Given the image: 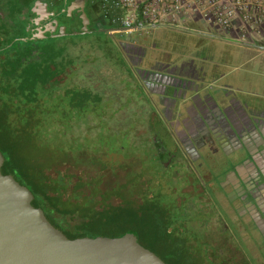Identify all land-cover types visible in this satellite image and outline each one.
<instances>
[{
	"label": "trees",
	"instance_id": "16d2710c",
	"mask_svg": "<svg viewBox=\"0 0 264 264\" xmlns=\"http://www.w3.org/2000/svg\"><path fill=\"white\" fill-rule=\"evenodd\" d=\"M75 1L0 0L2 172L26 185L33 205L70 238L156 223L153 250L166 264H219L216 248L207 250L209 207L200 201L203 196L189 197L183 185L174 194L170 182L181 174L158 168L174 164L161 132L154 130L160 122L151 123L152 106H91L108 97L91 92L92 86L62 84L77 56L54 43L61 37L33 38L43 30L80 31L81 15L87 14L80 7L68 11ZM87 1L96 13L89 28L108 29L97 6ZM109 54L114 58L115 51ZM138 115L158 139L144 141L137 134L128 121Z\"/></svg>",
	"mask_w": 264,
	"mask_h": 264
},
{
	"label": "crops",
	"instance_id": "0c3cea01",
	"mask_svg": "<svg viewBox=\"0 0 264 264\" xmlns=\"http://www.w3.org/2000/svg\"><path fill=\"white\" fill-rule=\"evenodd\" d=\"M160 27L171 33L169 42L154 41L151 48L158 53L152 56L158 60V54L168 55L174 72L148 78L157 90L154 94L161 96L159 104L222 106L227 121L233 106L235 171L264 168V33L243 38L238 26L221 29L198 20L146 29L165 30ZM187 68L193 69L191 75L185 74ZM223 145L228 149L230 143Z\"/></svg>",
	"mask_w": 264,
	"mask_h": 264
},
{
	"label": "flooded vegetation",
	"instance_id": "af4514ba",
	"mask_svg": "<svg viewBox=\"0 0 264 264\" xmlns=\"http://www.w3.org/2000/svg\"><path fill=\"white\" fill-rule=\"evenodd\" d=\"M85 1L84 11L89 18L88 27H90L95 21L96 13L88 1ZM75 12L80 15L78 9ZM119 44L123 55L133 68L139 70L140 74H143L142 70H145L148 78H154V75L158 78L160 74L174 72V65L170 62L168 55L158 54L156 56L158 60H156L152 55L147 57L146 51L136 42L120 41ZM185 72L191 75L193 69L187 68ZM149 88L157 92L154 85L151 84ZM159 97L161 98L160 94L157 95V98ZM160 107L167 122L172 126L171 131L167 129L168 127L166 128V135L172 140V145L166 146L169 150L168 158H173L172 164L181 161V166L190 172L193 167H200L199 169L204 173L203 178L206 181L211 179L207 182L211 184L210 195L199 179L195 185H191L193 189H196L197 184H200L201 193L196 195H202V199L207 201L204 204L209 207L206 211L214 213L212 221L207 220L204 230L209 244L207 250L216 248L210 243V239L218 237L232 245L229 258L223 255V250L221 251L219 264H264V259H260L255 252L259 251L261 244L264 243V168L256 169L254 166H249L241 172L235 171L233 120L231 119L233 106H229L228 121L224 117L222 106L168 105ZM225 142L230 143L228 149H225L223 145ZM220 170L218 175L220 177L215 181L218 176L216 177L214 173ZM217 196L225 202L222 211L221 206H215L210 201ZM244 240H247L246 244L249 243L247 248L242 245ZM236 255H239L240 260L237 261Z\"/></svg>",
	"mask_w": 264,
	"mask_h": 264
},
{
	"label": "water",
	"instance_id": "95a60500",
	"mask_svg": "<svg viewBox=\"0 0 264 264\" xmlns=\"http://www.w3.org/2000/svg\"><path fill=\"white\" fill-rule=\"evenodd\" d=\"M79 7L84 9L85 0L73 2L68 11ZM81 20L80 31L43 30L33 38L112 33L110 28L89 30L85 14ZM2 166L0 155V264H166L153 250L158 237L156 223L130 229L116 226L98 237L70 238L48 220L43 209L33 205L28 187L4 174Z\"/></svg>",
	"mask_w": 264,
	"mask_h": 264
},
{
	"label": "rangeland",
	"instance_id": "374dc122",
	"mask_svg": "<svg viewBox=\"0 0 264 264\" xmlns=\"http://www.w3.org/2000/svg\"><path fill=\"white\" fill-rule=\"evenodd\" d=\"M160 28H163L165 30L156 33H151V31L147 29H142L132 34L127 33L126 31H121L112 33L91 32L87 34L69 35L59 38L54 43L56 45L64 47L67 51L71 52L72 55L77 56L74 66L67 69V73L63 75V85H67L69 87H83L88 85V87L92 86L91 88L89 87L91 92L97 95H107L109 101L101 103L99 105L95 104L91 106H152L154 112L152 115L153 121L151 123L155 126V121L157 123L160 122L161 126L155 127L154 130L156 129L158 130V132H161V137L159 138V140H161V142H164V144L168 147L172 145V140L165 134L164 130L166 131L168 129L169 131H171L172 126L169 122H167L166 117L164 116L157 95L154 94L151 88H149L153 83L150 79H148L147 73H145L144 70H142L143 74H140L139 70L133 68L130 65L129 60L126 59V57L123 55V50L119 44L120 41L127 43L136 42L137 44H140L141 47L146 49V56L149 57L155 53H158L151 48L154 41L160 40L165 43L169 42L167 38L171 33L166 31L165 27ZM190 36L192 38L195 35L190 34ZM189 37H186V40H190L191 38ZM183 39L185 40V37ZM54 43L53 45H55ZM110 50L115 51L114 58H110ZM121 62H123L124 64H122ZM171 90L172 89L170 88V91ZM138 112L140 113V110H138ZM140 117L141 116L138 115V118H136L137 120H132V118H130V120L128 121L129 123H131V125L134 121V123L136 124L135 130L137 134L141 133L144 141H151L154 140V138L158 139L157 137H155V134L150 133V124L146 123V125H143L144 121L140 122ZM98 119L102 120L101 118ZM145 126L147 128L146 130ZM148 151L150 152V150ZM151 151L152 154H154V157H156V150L153 149ZM145 158H147V160L149 159L147 156H145ZM177 162H179L178 159ZM180 162L175 163L168 170L166 169L167 171L164 169V166H166L165 164H163V166H158L161 173L172 174L173 171H178L181 174L179 177H176L174 181L170 182L174 194L179 193L181 185H183V192L189 194L191 197L193 195H196L197 193H201L202 189L199 183L197 184L196 189H193L191 186L195 185L198 179L201 184L204 185L203 188L206 189L208 193L211 184L207 182L211 179L209 178L206 181L203 178L204 173L199 169L200 167L195 166L193 167L192 172H190L187 168L182 167V164H180ZM220 172L221 170L214 173L216 177L220 174ZM219 177L220 176H218L215 181H217ZM167 189H170V186H167ZM210 194L211 193L209 192V195ZM211 197L213 196L211 195ZM200 201H202L203 203L207 202L202 198L200 199ZM210 201L215 206H221V211L222 209H224L225 202L220 196H217L216 199L211 198ZM205 217L206 221H212L211 219L213 217H211L210 212H207ZM245 241L247 242V240H244L242 245L244 248H247V245L249 243L246 244ZM210 243L216 247V252L221 254V251L223 250V255L228 258L230 257V248L232 245H230L229 243H225L218 237L210 239ZM261 246V249L255 252L256 255L260 257V259H264V243H262ZM238 256L236 255L237 261L240 260Z\"/></svg>",
	"mask_w": 264,
	"mask_h": 264
},
{
	"label": "built area",
	"instance_id": "2783aa9c",
	"mask_svg": "<svg viewBox=\"0 0 264 264\" xmlns=\"http://www.w3.org/2000/svg\"><path fill=\"white\" fill-rule=\"evenodd\" d=\"M112 32H138L153 25L179 27L201 21L240 35L264 33V0H89Z\"/></svg>",
	"mask_w": 264,
	"mask_h": 264
}]
</instances>
